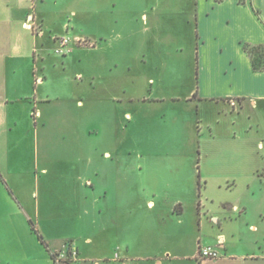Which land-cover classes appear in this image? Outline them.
Masks as SVG:
<instances>
[{"label":"rangeland","instance_id":"rangeland-1","mask_svg":"<svg viewBox=\"0 0 264 264\" xmlns=\"http://www.w3.org/2000/svg\"><path fill=\"white\" fill-rule=\"evenodd\" d=\"M195 1L37 0L33 14L46 21L44 34L36 36L44 37L43 65L52 81L47 93L59 100L46 106L39 124L23 116L20 132L11 135L15 160L29 169L23 177L10 171L14 183L26 185L21 196L29 218L16 217L7 229L20 264H48V247L33 227L54 245L72 237L68 244H76L80 264L103 259L119 239L144 244L145 227L154 222L148 193L166 207L177 200L194 211L231 206L233 221L224 233L233 252L264 255V178L258 176L264 171V107L237 118L186 100L199 86ZM61 38L69 39L66 55L56 53ZM156 96L184 101L168 108L147 104ZM202 168L209 186L198 176ZM118 190L123 214L113 210ZM70 202L77 205L73 212L57 211ZM119 215L123 230L105 237ZM210 227L205 233L217 237L218 228Z\"/></svg>","mask_w":264,"mask_h":264},{"label":"crops","instance_id":"crops-1","mask_svg":"<svg viewBox=\"0 0 264 264\" xmlns=\"http://www.w3.org/2000/svg\"><path fill=\"white\" fill-rule=\"evenodd\" d=\"M36 8L37 0H0V264L24 262H19L12 255L13 245L8 240L7 229L14 228L16 217L19 222L26 221L25 213L29 218L21 196V191L25 193V182L22 180L21 183L19 180L14 183L10 174L13 169L20 173L17 176L23 177L29 173V169L23 161L15 160L16 144L12 142L11 135L13 132H20L23 116H32L34 122L39 124L46 106L59 100L58 96L51 97L47 93L52 81L43 65L45 45L41 39L44 37L36 36L28 28L31 17V24L41 27L43 25L42 29L45 28L44 16L33 14L36 13ZM194 9L197 22L196 61L199 86L196 88L195 97L193 95V99L186 100H195V104L215 105L225 116L237 118L244 115L249 108L253 111L263 108L264 70H254L252 58L244 46H264V0H196ZM40 89L43 90L41 94ZM183 101L177 97L156 96L146 102L168 108L170 104L180 105ZM248 116L251 120V115ZM233 122L236 125V119L233 118ZM55 166L59 168L60 165ZM42 172L48 173L47 169ZM263 172H258L260 178H264ZM198 176L201 181L204 180L206 186L212 183L203 168ZM35 180L40 186L41 177ZM222 183L224 182L218 183L220 188H223ZM225 183L228 188L234 186H228L230 181ZM91 186L95 188L94 184ZM121 194L118 190L116 207L113 209H116L117 214H123L125 209L121 201L124 194ZM150 195L158 197L154 193ZM147 196L146 208L152 215L151 220H154L145 227L148 241L144 244L136 241L133 247L130 242L119 239L111 244L108 255L92 264H248L249 261L264 259V255L238 256L233 252L234 244L228 242L224 233L226 223L233 221L231 206L228 209L224 205L225 210L221 212H214L205 205L194 211L192 208L183 207L179 200L166 207L158 205ZM105 199H109V196L106 195ZM76 206L75 202L64 203L57 211L68 214ZM38 208L41 212L40 205ZM233 209L240 217L246 216L245 208L240 209L238 205H234ZM158 220L161 226L158 225ZM114 221V224L104 230L105 237L111 238L123 230L124 224L120 215ZM208 226L212 230L218 228L217 237L205 233ZM251 227L256 229L254 225ZM71 238H62V243L54 245V239H49L45 234L48 264L51 261L54 264L51 254L66 251L70 247L78 252L77 264L81 263V254L76 249V244H68V241H73ZM221 240L223 244H220ZM92 243V239H89V244ZM206 246L216 247L221 254L220 258L200 259L199 249ZM130 248L135 249L131 252ZM143 250V254L138 253Z\"/></svg>","mask_w":264,"mask_h":264},{"label":"built area","instance_id":"built-area-1","mask_svg":"<svg viewBox=\"0 0 264 264\" xmlns=\"http://www.w3.org/2000/svg\"><path fill=\"white\" fill-rule=\"evenodd\" d=\"M33 17L30 18L28 28L31 29L36 35H43V29L40 25H33ZM59 45L56 49V53L59 55H66L68 53L69 39L61 38L56 41ZM220 244H223V241H220ZM221 254L216 247L206 246L200 247L199 249V258L202 260L206 259H218ZM54 264H77L78 262V252L71 247L66 251L54 253Z\"/></svg>","mask_w":264,"mask_h":264},{"label":"trees","instance_id":"trees-1","mask_svg":"<svg viewBox=\"0 0 264 264\" xmlns=\"http://www.w3.org/2000/svg\"><path fill=\"white\" fill-rule=\"evenodd\" d=\"M218 2H222L224 0H217ZM245 51L251 56L253 68L256 72L263 71L264 70V46H250L246 44L244 46ZM0 178L2 179V176L0 175ZM35 233L38 236V239L40 242L48 247L46 241L44 240V237L40 234L39 230L35 227H33ZM54 254H52V258L54 260Z\"/></svg>","mask_w":264,"mask_h":264}]
</instances>
